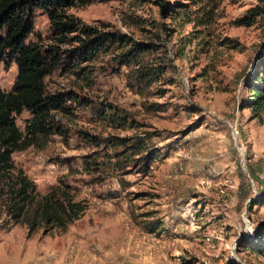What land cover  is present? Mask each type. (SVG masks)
I'll return each mask as SVG.
<instances>
[{
  "label": "rangeland",
  "instance_id": "rangeland-1",
  "mask_svg": "<svg viewBox=\"0 0 264 264\" xmlns=\"http://www.w3.org/2000/svg\"><path fill=\"white\" fill-rule=\"evenodd\" d=\"M257 5L89 0L67 8L72 32L34 9L25 43L58 50L44 82L61 104L12 159L41 193L60 184L86 209L66 229L29 233L0 201V264H264L248 244L264 221V114L240 106L264 42ZM83 26L118 40L80 54ZM17 74L8 51L0 86L10 91ZM14 116L26 134L32 112ZM139 139L158 153L148 164L131 146Z\"/></svg>",
  "mask_w": 264,
  "mask_h": 264
},
{
  "label": "trees",
  "instance_id": "trees-1",
  "mask_svg": "<svg viewBox=\"0 0 264 264\" xmlns=\"http://www.w3.org/2000/svg\"><path fill=\"white\" fill-rule=\"evenodd\" d=\"M88 1L0 0V61L6 52L10 51L11 56L15 55L18 62V74L13 88L6 91L0 86V201L6 214L14 222L27 224L29 233L41 227L45 231L54 227L66 229L86 209V203L83 200L77 199L69 189L63 188L60 184L54 185L46 193H41L36 182L12 159V152L15 149L34 143L33 138L39 131L37 126H41L52 105L57 107L61 104L54 97L47 96L44 82L45 75L49 71L47 58H58V50H54V47L44 49L36 42L25 43L28 34L32 31L29 20L34 9L40 8L48 13L54 29L72 32L78 29V24L75 18L67 13V8ZM250 11L252 15H264V6L257 5ZM81 30L86 37L80 45V54H94L102 51L107 48L110 37L118 40L119 36L116 32L110 35L99 34V31L91 26H83ZM60 40L67 39L60 37ZM138 45L140 46L134 45L124 53L121 61L130 60L147 47V44L139 43ZM50 64L53 66V63ZM244 86L249 94L241 100L240 106L252 108L263 118L264 42L254 58L251 70L244 79ZM24 109L30 110L33 114L26 134L17 125L14 116L15 113H20ZM132 145L138 146L134 153L145 152L142 157H139L144 159L143 163L148 164L157 157L158 153L148 149L144 139H139ZM151 226V230L155 231L159 225L155 223ZM255 234V241L249 240L248 244L264 252V221L260 222ZM241 241L244 240L241 239Z\"/></svg>",
  "mask_w": 264,
  "mask_h": 264
},
{
  "label": "water",
  "instance_id": "water-1",
  "mask_svg": "<svg viewBox=\"0 0 264 264\" xmlns=\"http://www.w3.org/2000/svg\"><path fill=\"white\" fill-rule=\"evenodd\" d=\"M258 227V226H257Z\"/></svg>",
  "mask_w": 264,
  "mask_h": 264
}]
</instances>
